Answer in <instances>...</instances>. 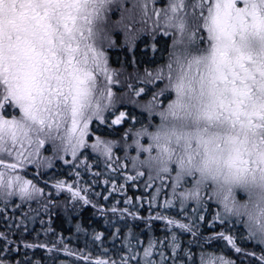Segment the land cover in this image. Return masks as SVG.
Listing matches in <instances>:
<instances>
[{
  "label": "snow or ice",
  "instance_id": "1",
  "mask_svg": "<svg viewBox=\"0 0 264 264\" xmlns=\"http://www.w3.org/2000/svg\"><path fill=\"white\" fill-rule=\"evenodd\" d=\"M127 2L0 0V197L5 205L11 197L38 203L46 195L38 184L47 187L42 177L51 172L56 195L70 193L73 208L97 207L81 172L96 178L84 182L91 185L105 175L110 190L93 196L120 194L125 206L115 200L100 213L141 220L149 231L160 221L166 234L145 243L129 229L121 248L105 249L106 237L93 230L100 247L93 258L87 242L70 249L50 221L47 228L39 221L36 240L55 239L24 242L32 210L8 225L20 242L0 232V264H44L21 254V244L76 264H264V0ZM149 19L150 29L135 27ZM117 30L133 66L136 41L150 30L155 67L122 81L109 63ZM101 163L104 171L93 172ZM58 165L68 166L72 183L59 178ZM129 182L143 194L128 197ZM47 195L46 213L49 204L60 207ZM77 232L87 230L78 224ZM185 234L193 239L183 241Z\"/></svg>",
  "mask_w": 264,
  "mask_h": 264
},
{
  "label": "rangeland",
  "instance_id": "2",
  "mask_svg": "<svg viewBox=\"0 0 264 264\" xmlns=\"http://www.w3.org/2000/svg\"><path fill=\"white\" fill-rule=\"evenodd\" d=\"M133 2H134V0H128L127 6L129 8H131ZM164 3H165V0H159V2L156 5L157 8L162 7L164 5ZM136 18H137V20H139L138 11L136 13ZM112 19L113 20L119 19V13H116L115 15H113ZM151 25H152V20L149 19L146 24H144V25L136 24L135 27H145L147 29H150ZM113 39H115L117 41L118 47L109 50V63H110L111 68L122 72V76H121V80L122 81H124L126 78H128L130 76L134 77V76H136L138 74L142 76L144 68H148L149 70H151L153 67H155V66L148 67V65L144 64V63L141 65L138 62L137 58H135L136 59L135 66H133L130 63V61L132 60V57H133V52L126 50V48L124 46V34H123L122 30H117V32L114 33V35H113ZM169 43H170V41H169ZM151 44H152L151 31L149 30V31L141 34L140 38L136 41V48L140 47V49H143L145 51H150L151 50V47H150ZM111 52H119L121 55H120V57H113ZM127 52H130V55ZM140 58H141L142 61H151V59H149V58L145 60V58L143 56H140ZM128 82H133L134 83L135 81L134 80H129ZM114 91H116V90L114 89ZM127 91H128L127 88L123 89V92H127ZM118 94H119V92H118ZM132 107L133 106L130 105V104L127 105L128 109H131ZM136 112L138 114L140 112V109H136ZM137 127H139V125H137ZM121 131H123V130H121ZM109 138L118 140L120 137H117V138L109 137ZM118 154L123 156L122 152H120ZM132 154L134 155L135 153H132ZM45 155H51V152H46ZM67 158L71 159L70 156L67 157ZM89 163H92V161H89ZM61 164H62V162H61ZM58 168H59V171L61 173H63V175L59 176V178L65 179L69 183L73 182V178L70 177L69 175H67V173L69 171L67 165H63L62 167L60 165H58ZM92 171L93 172H97V171L103 172L104 171L103 163H101L99 168L93 167ZM34 172H35L34 166H29V171L27 173V178L28 179H33L32 173H34ZM51 175H52V173L49 172L48 176L42 177L43 180H47L48 181V186L47 187H45V185L43 183H39L38 184L39 187L45 188V192H46V195L44 197H38L37 198L38 201H39L38 203L37 202H33V203H31L29 205L28 203H22L19 200L18 197H11V198H9V201H8L7 205H5V203L3 202L2 197H0V232H5V233L9 234V239L10 240H16L17 242H20V240H21V236L19 234V231L16 228L9 229L8 225L13 222V219L16 222H19L20 219H21L22 213H28V212H31L32 210H38V211L33 213V214L36 215V222L34 224L30 223L28 225L30 227V229H31V230L28 231L29 235L27 233H24V235H23V240H24V242H27V243H37V242H45L46 240H52V234L51 233L48 235V237H45L43 234H41L40 237H39V241L36 240V233L37 232H41V229H42V225L40 224L39 221L43 220V221L46 222L43 225L44 228L49 227L48 222L50 221V226H51L52 229H54V226H55L54 223H55V221L57 219H59L60 221L61 220H65L67 215H62L64 213V211H65V207H64L63 203L69 204L72 207L73 202L71 200V194L68 193L67 191H64V192H61L59 195H56V194L53 195L54 192H52V191L55 190L54 187H53L55 182L52 179H50ZM121 175H123V173H121ZM81 177H82L81 186L84 187V188H88L89 189V191H87L85 194L86 195H93L92 194L93 192L91 191L93 185H91L90 183L89 184H85L84 182L85 181H90V180L96 179V178L91 177L90 175L85 174L83 172H81ZM99 180H100V177L98 178V183H102ZM120 181L121 180H118V181H116V183H120ZM129 184H130V186L128 185V187H127V196L128 197L135 198V197H139V196H141L143 194L142 191H138L137 190V187H135V186L132 187L131 182H129ZM139 188L143 189V184L142 183L139 184ZM104 189L105 188L99 186V187L96 188L95 191L103 193V192H105ZM48 193H51L53 195V197L55 198V200L58 203H60L59 204L60 207L52 208V205L49 204L50 211L46 213L44 211V208L42 207V204L43 203H47L49 201V197L47 195ZM104 195H107V192ZM114 195L118 197V200L120 201V204L123 203L122 195L116 194V193H114L113 196ZM18 205H19V207H17ZM78 205L79 204L77 203L75 206H78ZM99 207L108 208V207H110V205H107L105 202H102L100 206L97 205V207H93V211L97 213ZM141 210L142 209L139 210V215L142 216V217H146L148 215V212L143 214L141 212ZM214 210L215 209H212V211H214ZM104 216L107 217V219L106 220L104 219L103 222L105 223L106 221H109V223H111V225L109 226V230L113 231V233L115 232L116 228L121 229V228H123L125 226L128 227V225L130 223L129 219L134 221L132 219V217L118 218L117 216H111L110 214H105ZM137 221H138V224L143 227V231H149V229L145 226L143 221H141V220H137ZM113 224H114V226H113ZM164 227L165 226H164L163 222L156 221V222L153 223L152 230L149 231V232L151 233V236L154 235L155 237L163 238L165 236V234H166L163 231ZM219 230L220 229L217 228V231H219ZM11 233H17V234L16 235H12ZM127 233L128 232H126L123 235V237L126 236ZM204 234L205 235H209L210 234L209 232L208 233L206 232V227L204 229ZM183 236L191 237L190 234H185ZM85 241L89 242V239H85ZM124 242H126V241L124 240ZM1 243L2 242H0V245H1ZM65 243L70 248L71 245L68 243V241L65 240ZM91 246H92V248L94 250H96V248L93 246V244ZM208 250L211 251V250H213V248H209ZM20 252H21V254L26 252L27 255L29 257H32L33 259H34L35 255L42 254V256L44 258L43 259L44 264H46L48 262V260H54L55 258H59L60 256L62 257V259H59V263L60 264H62V262H63V264H72V263L76 264V258L68 257L63 252L50 254V253H47L46 250H44L42 248L25 249L23 247V244H21V246H20ZM43 252L46 255H44ZM14 258L15 259H21V256H15ZM93 258H98V254L95 253ZM232 259H236V257L232 256ZM237 264H238V262H237Z\"/></svg>",
  "mask_w": 264,
  "mask_h": 264
},
{
  "label": "trees",
  "instance_id": "3",
  "mask_svg": "<svg viewBox=\"0 0 264 264\" xmlns=\"http://www.w3.org/2000/svg\"><path fill=\"white\" fill-rule=\"evenodd\" d=\"M113 57H120V53L119 52H111ZM130 55V52H127ZM140 56H143L146 59H153V52L152 50L150 51H145L143 49H140V47L135 49V58L138 59V62L142 65L147 64L148 67H152L155 66L151 63V61H142ZM142 69V68H141ZM115 138L119 137V135L117 136H113ZM92 163H94L92 161ZM108 179L107 176L105 175H101L100 176V182L102 183H97L96 185L92 186V192H96V188L101 186L103 188L108 187L110 190V185L109 186H105L103 184V181ZM72 183V182H71ZM120 183H123V181L121 180ZM130 186V184H129ZM133 187V186H132ZM52 192H54L53 195L56 194V191L53 190ZM46 193V192H45ZM106 192H103V194H105ZM52 195V199H55ZM89 199L92 201L93 204H96L98 206L101 205L102 202H105L107 205H111L112 203L115 202V200H118L117 196H113L109 198V201H100L98 197H95L93 195H88ZM57 202V201H56ZM57 204H60L57 202ZM64 205H67L69 208L68 210L64 211V213L62 215H67L65 220H59L57 219L54 223V231L57 234H62L63 237L65 238L66 241H68V243L71 245L70 249H79V250H83L85 248V243L87 241H85V239H89V242H87L88 244V248L89 250L92 252V256L95 255V253H99L100 252V247L99 244L97 245H93L96 250H94L92 248V235H93V230H95L96 232L99 233H103L104 236L106 237L105 242L103 247L105 249H111L113 247L119 249L121 248L126 242H124L123 240V235L129 231V229H131L136 235L139 236L140 240L144 241L145 243H147L149 237L151 236V233L149 231H143V227L140 226L138 224L137 220L132 221L131 219H129L130 223L128 225V227H123L121 228V232H120V238H118L114 244L113 242H111V234L113 233V231L109 230V226L111 225V223H104L103 220L107 219V217H105V214L100 213L99 211L96 213L93 211V206L91 204L86 205V206H82L81 203H78V206H75V208L71 207L69 204L63 203ZM125 206L124 203H121L118 205V207H123ZM52 208H56L54 206H52ZM141 212L143 214H145L146 211V206L144 209L141 210ZM111 219V218H110ZM80 225L83 229H86L87 232H77V225ZM29 230L30 227L28 226ZM206 232L208 233V230L206 228ZM29 235V232H26ZM56 237L52 235V239H55ZM181 239L185 242L187 241H191L193 238L192 237H185L182 236ZM133 243H135V241L133 240ZM186 246V245H185ZM193 251L198 252L199 249L196 248L195 246H193ZM44 255H46L43 252ZM2 255V254H1ZM9 259H12V257H9ZM34 259L36 260H41L43 261V256L42 254H37L34 256ZM59 259H62V257L60 256L59 258H55L54 260H48V262L46 264H60L59 263ZM73 264V263H72Z\"/></svg>",
  "mask_w": 264,
  "mask_h": 264
}]
</instances>
